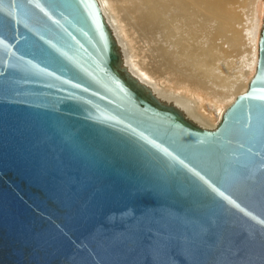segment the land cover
I'll use <instances>...</instances> for the list:
<instances>
[{"label":"water","instance_id":"water-1","mask_svg":"<svg viewBox=\"0 0 264 264\" xmlns=\"http://www.w3.org/2000/svg\"><path fill=\"white\" fill-rule=\"evenodd\" d=\"M264 12L214 128L126 64L100 0H0V264H264Z\"/></svg>","mask_w":264,"mask_h":264},{"label":"bare ground","instance_id":"bare-ground-1","mask_svg":"<svg viewBox=\"0 0 264 264\" xmlns=\"http://www.w3.org/2000/svg\"><path fill=\"white\" fill-rule=\"evenodd\" d=\"M100 1L126 64L161 98L181 106L199 125L214 128L236 97L246 91L257 66L260 32L258 40L256 36L252 39L247 62L239 66L231 58L241 48V38L227 35L234 16L226 8L230 0ZM262 24L263 13L258 21L260 31Z\"/></svg>","mask_w":264,"mask_h":264},{"label":"rangeland","instance_id":"rangeland-1","mask_svg":"<svg viewBox=\"0 0 264 264\" xmlns=\"http://www.w3.org/2000/svg\"><path fill=\"white\" fill-rule=\"evenodd\" d=\"M253 1V5L250 3L252 2L251 0H230L226 3V8L234 13L232 31L227 35L229 37L238 35L241 38V48L236 50L238 52H234L231 58L234 61L238 60L239 66L247 62V59L250 57L249 51H252L253 37L256 36L257 40L259 37L260 29L258 28V21L262 19L264 0ZM251 11L254 12L252 18ZM234 56L236 57L233 58Z\"/></svg>","mask_w":264,"mask_h":264},{"label":"snow or ice","instance_id":"snow-or-ice-1","mask_svg":"<svg viewBox=\"0 0 264 264\" xmlns=\"http://www.w3.org/2000/svg\"><path fill=\"white\" fill-rule=\"evenodd\" d=\"M262 99H264V97H262Z\"/></svg>","mask_w":264,"mask_h":264}]
</instances>
